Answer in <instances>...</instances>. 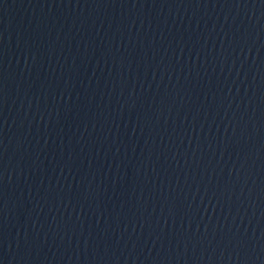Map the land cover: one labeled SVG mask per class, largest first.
Instances as JSON below:
<instances>
[{
  "label": "water",
  "instance_id": "95a60500",
  "mask_svg": "<svg viewBox=\"0 0 264 264\" xmlns=\"http://www.w3.org/2000/svg\"><path fill=\"white\" fill-rule=\"evenodd\" d=\"M241 264H264V178Z\"/></svg>",
  "mask_w": 264,
  "mask_h": 264
}]
</instances>
